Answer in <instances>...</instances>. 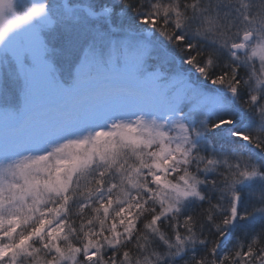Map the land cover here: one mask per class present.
<instances>
[{
    "label": "snow or ice",
    "instance_id": "1",
    "mask_svg": "<svg viewBox=\"0 0 264 264\" xmlns=\"http://www.w3.org/2000/svg\"><path fill=\"white\" fill-rule=\"evenodd\" d=\"M120 3L147 34L129 26L104 56L90 46L64 86L80 95L53 125L35 131L24 103L0 107L13 126L0 144V264H264V0ZM44 7L3 43L24 99L46 61L42 30L112 12Z\"/></svg>",
    "mask_w": 264,
    "mask_h": 264
},
{
    "label": "rangeland",
    "instance_id": "2",
    "mask_svg": "<svg viewBox=\"0 0 264 264\" xmlns=\"http://www.w3.org/2000/svg\"><path fill=\"white\" fill-rule=\"evenodd\" d=\"M52 0L53 3L71 5H80L91 7L94 11H101L105 7L111 8L112 12L109 16L102 17V19H94L88 17L86 13L81 12V19L79 21L60 20L51 28L44 29L41 36L47 46L44 63L37 66L32 73L33 94L27 99L23 98L25 82L19 75L18 66L11 54L5 53L3 50L6 45H0V107H7L19 110L23 103L28 108V111L35 117V131H43L53 125L58 115L55 109L64 106L72 107L76 98L80 93L74 94L71 98L64 92V86L69 87L73 83L76 75V70L84 58L85 51L91 46L95 47L97 52L104 56L107 54L109 48V41L111 39H120L124 35L129 26L134 27L138 33L147 34L146 28H141L138 24L135 15L123 6L120 0ZM38 0H15V9L22 12L27 6ZM102 3V4H101ZM101 4L102 7L97 6ZM128 10V9H127ZM11 15V13H7ZM116 18L119 26L111 24V18ZM100 20V21H99ZM107 23L108 29L104 27L103 22ZM137 22V23H136ZM114 28H116L114 32ZM30 30V29H29ZM97 32L105 33V38L98 40L96 38ZM118 33V34H115ZM17 34H12L8 40V46L15 43ZM155 39V37H153ZM115 43V40H113ZM158 43V51L160 49H168L172 51L171 46L166 42L160 40ZM37 46L33 44V50L36 51ZM179 56V53H175ZM24 64L31 67L33 64L30 55L25 54ZM156 62L150 59L146 62L147 70H152ZM176 66L186 70L187 66L181 64L180 60H176ZM86 76V74H85ZM103 83L102 80L94 81L90 87L95 88ZM124 104H133L135 101H123ZM92 107L91 101L75 107V111L83 117ZM12 125L7 121L6 114L0 111V144H2L6 137L9 136Z\"/></svg>",
    "mask_w": 264,
    "mask_h": 264
},
{
    "label": "clouds",
    "instance_id": "3",
    "mask_svg": "<svg viewBox=\"0 0 264 264\" xmlns=\"http://www.w3.org/2000/svg\"><path fill=\"white\" fill-rule=\"evenodd\" d=\"M46 4V0H38L31 5L27 6L22 12L16 11L14 5L15 0H0V45H3L13 32L19 31L36 20L43 18L47 15V8L38 10L41 6ZM33 9H37L34 14L28 15ZM11 13L8 15L7 13ZM27 16V18H25Z\"/></svg>",
    "mask_w": 264,
    "mask_h": 264
},
{
    "label": "trees",
    "instance_id": "4",
    "mask_svg": "<svg viewBox=\"0 0 264 264\" xmlns=\"http://www.w3.org/2000/svg\"><path fill=\"white\" fill-rule=\"evenodd\" d=\"M74 1H75V0L72 1V4H75V3H73ZM101 4H102V3H101ZM101 4L97 5V6L100 7L99 9H101V7H102ZM61 5H63V3H61ZM121 8H122V9H126L124 6H121ZM126 11H127V12H130V10H127V9H126ZM94 19H96V20H97V19H102V17H96V18H94ZM99 21H100V20H99ZM101 21H102V20H101ZM59 22H60V20L57 21V23H59ZM62 22H63V20H62ZM102 22H103V21H102ZM110 22H111V24L114 25V26H119V25H120V22H119L116 18H114V17L111 18V21H110ZM57 23H56V24H57ZM136 23H137V22H136ZM103 25H104L105 28L108 29L109 26H108L107 23L103 22ZM140 27H141V28H146L145 26H141V25H140ZM109 28H110V27H109ZM114 32H115V31H114ZM115 34H118V33H115ZM177 53H178V52H177ZM154 63H156V62H154ZM228 127H231V126H228ZM233 139H234V138H233ZM242 146H243V148H244L245 151H251L252 153H254V154H256V155H260L259 150L256 149V148H254L253 146H251V145H247V144H243V143H242ZM248 223H249L248 221H244V222H242V223H241V228L244 227L245 225H247ZM238 231H239V229H237V232H238Z\"/></svg>",
    "mask_w": 264,
    "mask_h": 264
}]
</instances>
